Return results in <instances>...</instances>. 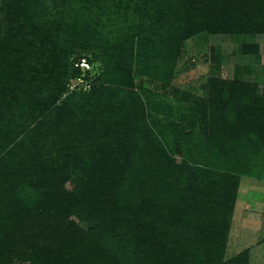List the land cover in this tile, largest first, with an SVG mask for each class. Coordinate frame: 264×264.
Listing matches in <instances>:
<instances>
[{"label":"rangeland","instance_id":"rangeland-1","mask_svg":"<svg viewBox=\"0 0 264 264\" xmlns=\"http://www.w3.org/2000/svg\"><path fill=\"white\" fill-rule=\"evenodd\" d=\"M8 4L0 0V71L10 74L15 91L29 78L32 85L29 98L12 107L0 91L5 261L34 263L23 247L33 253L38 227L32 224L38 223L45 229L37 237L40 255L57 247L80 255L67 264H160L161 254L192 264L190 253L196 264H264V7L248 1L251 17L239 20L249 8L235 14L231 2L225 15L210 0L203 7L207 19L201 17V30L192 34L186 0H27L11 10ZM65 39L107 52L105 85L93 88L77 74H64L59 56L44 57L60 53L55 41ZM51 76L67 89L53 108L42 109L55 91ZM254 92V114L245 111L239 130L230 133L241 115L233 105L240 99L231 96ZM71 93L62 117V100ZM37 122L53 123L64 141L59 150L54 144L47 166L38 161L40 169L28 146L8 152L22 135L6 139ZM112 150L131 165L105 201L102 185L93 186L97 177L90 178ZM183 161L190 162V174L179 169ZM215 171L238 177L233 202L211 195ZM39 177L50 181L49 189L40 188ZM60 185L70 194L62 202ZM133 200L149 205L138 212V227L114 224L117 205ZM17 212L21 226L9 222Z\"/></svg>","mask_w":264,"mask_h":264},{"label":"trees","instance_id":"trees-1","mask_svg":"<svg viewBox=\"0 0 264 264\" xmlns=\"http://www.w3.org/2000/svg\"><path fill=\"white\" fill-rule=\"evenodd\" d=\"M9 1H10V4H8V7L11 10L12 8L20 7L19 4L27 0H9ZM28 1L32 2L35 0H28ZM41 1H48V0H41ZM51 1L60 2V3L67 2V0H51ZM211 1L212 3L213 2L215 3L214 6L216 7L217 11L223 14H225L228 11L229 9L228 6L232 5L231 2H233L234 7L236 6L237 8L235 14H241L242 10L246 6L247 8H249L248 14L246 15L243 13V15L239 17V20L243 18L246 19L248 18V16L251 17V14H250L251 6L248 5V1L251 2L252 0H211ZM256 1L258 2V4L256 5L258 6L259 10H261V8L264 7V0H256ZM186 3H188V9H189L188 12L191 15L192 21L195 20V26L193 25L190 26L189 33L192 32V34H194L195 32H198L201 30V28H199L200 27L199 24H201L202 22L201 17H203L204 19H207L208 17L207 11L203 7L205 6L208 7L210 0H193L190 3H189V0H186ZM192 24H194V22H192ZM55 43L59 44L63 48V50L60 53H56V54L54 51H51L50 54L47 53L48 55L44 54V57L50 60L53 57L55 59L56 56H59V61H57L56 63H58L59 67L60 65L64 67V74H69V75L77 74L76 76L82 79L91 81L94 84L93 88H95L96 85H100V86L105 85L106 78H107V69L110 64L109 63L110 57L107 54V52L103 50L102 47H97V46L92 47L91 45H85V44L80 45L74 41L68 42L66 39L65 41H61V42L60 40H57L55 41ZM48 60H46V62ZM49 69L47 70V72L51 71L50 74H54V69L52 67L51 68L49 67ZM7 73H8L7 71H0V84H2V88L0 87V91L4 92L5 94V98L3 96L4 99L2 100V102L3 103L6 102V105L9 104V107H12V106H15V103L13 101H17L22 98L26 99L25 95L29 98V89H30V86L32 85V80L31 78H29V80H26V81L23 80L24 83H22L20 85L21 87H18L17 91H15V89L10 87L11 85L10 77L11 76L10 74H7ZM32 76H37V75L33 74ZM44 84H45V81H44ZM48 85H51L52 87H54L55 91H51L50 93H52V95H49V97H47L46 100H44V102H47L46 108L44 107L42 109L53 108V106H55L58 102H60L59 100L62 98L63 94L66 92V89H67L66 87L67 83L63 81V79H59V77L58 78L52 77V76L48 77ZM72 95L73 94L71 93L69 96H67L65 99L62 100L63 108L59 112V114L62 115V117H64L66 113L65 111H67L66 110L67 105ZM241 97L231 96L232 99H240L238 101L239 103L237 102L236 104H233V105L236 107V110H239L241 112V115L237 119L238 122L233 125L232 129L230 130V133H236L237 130H239L238 129L239 126L242 125V122L245 119V116H244L245 111H247V114L249 115L251 114L252 116L256 110L254 107L255 99L258 100V98L256 97V92H254L251 96L249 95L245 96L241 94ZM228 116L232 118L234 117V114L230 113V115ZM34 122H35V118H34ZM54 128L56 127L53 123H48V122L38 123L37 122L28 130L26 129L27 132L25 134L19 133L17 136H15L16 134H13V132L11 134L7 132V134H10V136H15V137H7L8 136L7 135L6 136L7 142H13V138L15 139L18 136L22 135V139L16 141V143L9 149L8 152L9 153L10 152L20 153V152L25 151L26 147L28 146V153H30L37 159L36 168L40 169L39 168L40 165H38V161L43 163L41 164V166L43 167L47 166L48 164L47 162H49L51 158H55L54 157L55 155L52 153L53 151L51 150L54 144L57 143L56 145L58 147L55 146L57 150L61 149L64 145V141L61 142L62 137L60 139L57 138V136H59L60 134H57L56 131L53 132ZM0 138H4L5 140V137L1 135H0ZM54 138L57 139L56 142H54ZM1 140L3 139H0V142ZM6 146H9V145L6 144ZM22 147H25V149L21 150ZM111 153L113 156L103 161L99 165L100 169L96 170L98 175L97 174L93 175L90 178V181H91L90 183H93L94 177H97L98 181L95 182L93 186L96 187L95 184L102 185L104 190H102L100 197L103 198V200L105 201H107L108 198H110L111 192L116 187H118V180H121L122 177H124L128 173V168L131 165L129 164V161H130L129 157H125L124 155H121L120 153L116 155L115 153H113V150L111 151ZM106 156L108 157V155ZM56 157H57V152H56ZM181 165L182 166L179 167L180 170L188 172L189 174L192 172L193 168L190 166V162L183 161ZM234 173L236 174V172ZM214 175L215 176L212 178L213 181L211 184L213 193H211V195L214 196V194H218V196H222V198H225V200L228 203L233 202L236 196L237 188H238V179H237L238 177L231 175L229 173H222L218 171H215ZM9 176L11 175H7V177ZM48 182L50 181L47 178L40 179L39 177V184L42 183L40 186L41 189L43 188L49 189L50 185L48 184ZM56 190L58 191L57 193V196H59L58 199L61 202L65 200L64 198H67L68 196H70L68 192L67 193L65 192V189H63L61 185L58 188H56ZM93 193H94V196H92L91 199L93 202L98 203L96 191H93ZM119 204L117 205L116 210L118 209V213H121V214H116L113 217L114 224L127 223V226L128 224L132 226V224L136 222L137 227H138L139 220L137 217L140 218V216H138V212H142L145 209L146 210L149 209V205L145 203L143 200H141L140 203H137V200L130 201V206L125 205L122 207L123 204H120V205ZM228 215H229L228 218H230L231 215L229 213ZM20 216H22L20 212L14 213L13 216L9 219V222L13 223V226L14 225L21 226L19 222ZM13 217L18 218V221L16 219L13 220ZM27 219L29 218L27 217ZM32 226L38 227L37 233L33 235L32 243L34 247H31V245H29V248L30 247L32 248L33 253H27V247L26 246L23 247V249H25V252H26L25 256L33 260L34 263L32 264H67L71 261L74 262L75 260H78L80 258V255L64 253L63 249L60 250V247H57L56 249H52L48 251V254L40 255L41 252L39 253V249H38L39 246L37 245L39 243L37 242L38 241L37 237H38V232L45 231V229L43 225L38 224V223H33ZM216 232H219V233H217L214 236V242L218 243L221 239V235H220L219 230H216ZM3 234L4 233L0 234V264H8L4 258L6 241L8 239L6 240L4 237H2ZM44 242L46 243L47 240L45 239ZM188 243H192V241L189 240ZM186 250L188 252L189 248ZM190 254L187 256V258L185 255L186 260L190 261L192 264H196L195 260H197V257L194 255H190ZM175 258L177 257L175 256ZM175 258L174 260H170L168 257H165V255L162 256L161 254L159 256V262L160 264H178ZM39 260L41 263H38Z\"/></svg>","mask_w":264,"mask_h":264},{"label":"built area","instance_id":"built-area-1","mask_svg":"<svg viewBox=\"0 0 264 264\" xmlns=\"http://www.w3.org/2000/svg\"><path fill=\"white\" fill-rule=\"evenodd\" d=\"M85 64V63H84ZM86 65V64H85Z\"/></svg>","mask_w":264,"mask_h":264}]
</instances>
